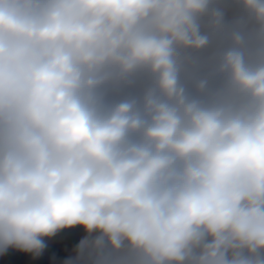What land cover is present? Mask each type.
<instances>
[{
	"label": "clouds",
	"instance_id": "9594fccd",
	"mask_svg": "<svg viewBox=\"0 0 264 264\" xmlns=\"http://www.w3.org/2000/svg\"><path fill=\"white\" fill-rule=\"evenodd\" d=\"M264 264V0H0V256Z\"/></svg>",
	"mask_w": 264,
	"mask_h": 264
},
{
	"label": "snow or ice",
	"instance_id": "6c2138e0",
	"mask_svg": "<svg viewBox=\"0 0 264 264\" xmlns=\"http://www.w3.org/2000/svg\"><path fill=\"white\" fill-rule=\"evenodd\" d=\"M73 242L74 238L70 233H64L54 237L51 241L53 255L46 264H58L57 257L65 254L71 248ZM15 257H24L23 264H29L30 258L28 256L12 252L0 256V264H14ZM32 264H35V262H32Z\"/></svg>",
	"mask_w": 264,
	"mask_h": 264
}]
</instances>
